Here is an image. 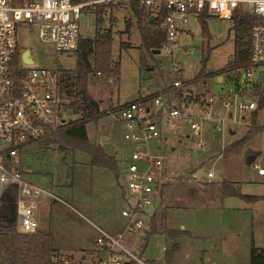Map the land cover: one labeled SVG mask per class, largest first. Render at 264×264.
I'll list each match as a JSON object with an SVG mask.
<instances>
[{"label": "rangeland", "instance_id": "rangeland-1", "mask_svg": "<svg viewBox=\"0 0 264 264\" xmlns=\"http://www.w3.org/2000/svg\"><path fill=\"white\" fill-rule=\"evenodd\" d=\"M112 3L114 8L107 10L104 27H109L111 18L114 19L112 56L114 61H120V76L116 82L109 83V78L102 74L91 75L90 93L106 113L100 116L97 123L88 122L87 130L92 142L102 144L108 153L117 156L119 174L106 166L93 164L91 155L87 152L62 148L55 141L47 143L45 140H38L22 148L23 177L52 192L43 194L36 201L35 207L39 224L52 234L53 245L61 248L57 251L62 248L69 250L75 246H95L98 234L96 225L108 231L125 227L126 218L121 209L127 204L123 191L127 189L128 175L123 163L130 154L132 145L125 138L124 121L107 111L119 103L162 91L166 86L173 85L176 79L188 82L181 87L183 92H191L189 102L193 103L187 111V117L177 119L175 126H166L169 130V138L164 141L166 181L171 182L168 192L165 191V198L168 200L163 204L167 208L166 225L174 227L183 221L187 225L198 223L202 226L203 211L200 208L190 210L184 207L187 203L202 199V191L207 187L202 181L207 179L214 182L226 178L242 186L243 191L253 193L259 176L254 164L259 163L264 167V106L256 108V124L253 125L257 128L254 135L241 146L238 153L224 152L227 144L247 133L255 110L242 113L236 104L229 107L225 105L224 98L232 99L238 87V74L235 70L193 81L202 68V57L208 51V72L218 71L233 57V20L215 16L209 18L208 35L203 33L199 20L191 17L187 30L179 36L172 53L162 50L154 53L141 47L136 20L127 1ZM95 14L94 9L83 13L80 19L83 37L95 35ZM127 19L132 21L129 30H126ZM15 38L24 50L30 49L34 59L30 66H58L61 69L76 66L75 55H71V52H59L53 43L42 40L37 25L19 23ZM142 56L145 57L143 63ZM176 62L183 65L181 75L173 71ZM260 82L253 85L251 94L239 95L235 102L245 97L258 102L259 90L264 88V80L261 84ZM210 97L214 98L212 104L208 103ZM238 115L241 120V116L244 115L245 118L236 122L234 119L238 120ZM65 116L66 119H72L79 117L80 113L66 109ZM194 117H202L204 143L200 142V135L191 127V122L196 120ZM223 118L225 121H222ZM216 123L222 124L223 128L218 129ZM230 129H234L235 133ZM249 149L254 152L246 156ZM203 152H206L204 157ZM209 170L214 175L209 176ZM198 171L203 173L205 179L197 178ZM209 191L214 193L213 189ZM253 214L251 208H224L218 218L222 229L219 249L215 253L205 251L202 258V250H199L205 248L206 244L202 245L198 243L200 240H196L197 245L183 244L177 252V259L186 262V259L193 258L194 264H211L213 258L221 264H251V246L255 243ZM208 217L210 221L217 219L215 213H210ZM169 239L160 233L151 235L143 251V258L158 259L164 255L167 264H170L174 245L170 244ZM124 240L132 250L140 253L143 244L141 236L127 233ZM166 242L167 248L163 252L161 247ZM81 250L63 251L78 258ZM188 253L190 256H186Z\"/></svg>", "mask_w": 264, "mask_h": 264}, {"label": "built area", "instance_id": "built-area-1", "mask_svg": "<svg viewBox=\"0 0 264 264\" xmlns=\"http://www.w3.org/2000/svg\"><path fill=\"white\" fill-rule=\"evenodd\" d=\"M113 1L130 4L131 0H0V199L9 185L17 184V228L21 232L30 233L40 227L35 203L43 194H52L47 188L23 177L22 148L44 140L64 123L68 106L61 91L64 68L30 66L31 63L22 60L24 73L15 76L11 72L18 45L15 30L19 23L37 25L42 40L53 43L59 52L73 55L83 38L80 23L83 13L95 10L97 4ZM136 1L160 18L166 40L159 49L167 53L174 51L191 17L198 19L206 12L221 19H232L238 8L256 15L258 21L251 32L252 63L235 70L238 87L233 98H224V103L228 107L236 104L239 111L257 107L254 99L245 97L235 101L239 95L251 94L253 85L264 80L259 77L260 69L264 68V0ZM173 71L181 75L183 65L174 63ZM108 81L116 82L113 77ZM174 85L183 86V80L176 79ZM208 101L213 102L214 98L210 97ZM191 104L186 96L174 97L169 102L165 95L159 94L119 103L108 110L124 121L125 138L132 145L124 165L128 175L127 189H124L127 204L121 209L126 218L125 227L108 231L96 225L98 234L89 255L77 258L56 250L51 255L52 264H151L126 245L124 237L127 233L141 236V231L148 228L152 212L148 207L152 205L154 209L158 203L160 186L167 178L166 154L161 149V140L166 126H175L177 119L189 115L187 111ZM191 127L204 143L202 117L192 121ZM216 127L223 128L219 123ZM254 166L259 173H264V167L259 163ZM208 175L212 176L213 171ZM166 248L165 244L161 250L165 252ZM158 264L165 263L159 258Z\"/></svg>", "mask_w": 264, "mask_h": 264}, {"label": "trees", "instance_id": "trees-1", "mask_svg": "<svg viewBox=\"0 0 264 264\" xmlns=\"http://www.w3.org/2000/svg\"><path fill=\"white\" fill-rule=\"evenodd\" d=\"M112 8H114L112 2L96 5L95 35L81 39L79 48L74 52L76 66L70 69L64 68L62 71L61 91L63 97L67 100L68 109L79 112L80 116L66 119L56 130L47 135L44 140L47 143L55 141L62 148L83 150L91 155L93 164L106 166L118 175L119 166L117 156L108 153L102 144L92 142L87 130V123H97L100 116L105 112L90 93L89 84L91 75L101 72L105 77H113L116 81L120 76V61H114L112 56L114 19L111 18L109 27H104L107 10ZM129 8L136 20L135 25L140 34L141 47L144 46L152 52L160 48L166 40V32L161 28L160 18L153 16L150 9L140 6L136 0L130 1ZM211 17L213 16L206 12L198 17L204 34L210 35L208 19ZM232 20L235 33L233 57L223 67L219 68L218 71L208 72L206 71V64L209 59L208 51V54L203 55L202 68L194 77L193 81L206 79V77L213 74L233 71L252 63L251 32L253 26L258 21V17L243 8H238L234 12ZM126 24V30H129L132 21L127 19ZM23 51L24 47L18 44L11 62V72L15 76L24 73L21 57ZM144 61L145 57L142 56L141 62L143 63ZM187 84V81L183 82V85ZM159 94L165 95L169 102H172L174 97L182 98L186 96L182 87L173 84L166 86L162 91H157L144 97H138L137 99L150 98ZM262 106H264V88H260L259 90L256 108ZM256 108L255 110L253 109L252 124L247 133L243 137L237 138L227 144L224 147L226 154L228 152H234L233 154L238 153L241 146L254 135L255 129L257 128V126L253 125L256 124ZM170 183L169 181H164L160 186L159 201L150 214L149 226L146 229L145 235H141L143 239V244L140 249L141 255L151 235L160 233L166 235L167 238L174 239L183 234L182 230L169 227L165 223L167 208L163 204L165 200H168L165 198V191L166 193L168 192ZM205 184L210 186V189L219 192L222 196L235 195L249 201L263 197L260 194L243 192L238 184L228 179L205 182ZM17 195V184H11L7 187L0 199V264H52L51 255L58 248L52 243L51 233L41 228L30 233L18 230ZM146 259L149 263H158L159 261V258L147 257ZM251 264H264V247H259L254 242L251 246Z\"/></svg>", "mask_w": 264, "mask_h": 264}, {"label": "crops", "instance_id": "crops-1", "mask_svg": "<svg viewBox=\"0 0 264 264\" xmlns=\"http://www.w3.org/2000/svg\"><path fill=\"white\" fill-rule=\"evenodd\" d=\"M144 96H146V95H144ZM139 97H142V96H139ZM186 97L188 99H190L191 98V92L188 91V93H187V91H186ZM191 103H193V102H191ZM208 103L212 104V102H209V101H208ZM241 112L243 113V112H247V111H241ZM241 118L243 120L245 118L244 115L241 116ZM237 119L238 120L234 119V121H236V122H238L239 120H240L239 122L242 121L240 119L239 115H238ZM230 130L232 133H235L234 129H230ZM168 132H169V130L166 131V133L163 136V139L161 140V142L163 144L162 148H161L162 150L165 149L164 141H167L169 138ZM164 151H166V150H164ZM203 153L206 154V152H203ZM263 161H264V154H263ZM123 164L125 165V161ZM209 171H211V170H209ZM200 172L201 171H198L196 173L197 178L199 180L205 179L202 172H201L202 173L201 176H199ZM213 175H214V172H213ZM258 175H259L258 178H256L257 181L255 184L256 185L255 190L252 192H253V194L263 195L262 198L249 201V200L243 199V198H241L239 196H235V195L222 196L216 190H214V193L212 194L209 191L210 190L209 187L207 186L202 191L203 192L202 193V199L197 200L198 202L194 201L193 203H190V204L187 203L186 205H184V207H188L190 210H197L198 208H200L203 211L201 213L203 223H202V226H199L200 224H198V223H191L190 225H187L185 222L181 221L178 223V226L172 227L174 229L179 228L180 230H182L183 234L181 236H178L177 238H174V239L170 238L169 239L170 244L174 245V247L171 251V256H170L171 262H170V264H194L193 258L192 259L191 258L186 259V262H185V261H181V260L179 261V259H177L176 256H177V252L181 249V246L183 244L197 245L196 240H200L198 243H201L202 245L206 244L205 248H200V250H199V252H201V250H202V255H201L202 258L204 256L205 251L206 252L210 251L212 253H215L216 250L219 249L218 247H219V245L221 243V239H222V229H221V224H220V221L218 218H219V216L222 213L224 208L245 209V210H249L251 208L253 210V213H254L253 214V222H252V231H253V235H254L255 245H257L259 247H264V173L258 172ZM202 182L203 183L209 182V180L207 181V179H206V181H202ZM240 188L242 190V186H240ZM247 191L244 190L243 192L249 193ZM209 192L211 193V195ZM123 195H124V191H123ZM210 213H215L217 215V219L215 221L209 220L208 216ZM217 213H219V214H217ZM39 228L46 231V229H44L41 226V224H40ZM47 232H49V231H47ZM51 236H52V234H51ZM166 238H167V236H166ZM166 245H167V242H166ZM93 248H94V246L90 247V248H86L83 246H75V247L70 248L69 250H67L66 248L65 249L62 248V250H59V251L64 252L63 250L73 251L76 249H82L81 250L82 251L81 257H84L86 255H89V253H91V251H93ZM58 249H61V248H58ZM186 256H190V253L186 254ZM149 258H151V257H149ZM159 258L162 259L165 264H167V261H166V258L164 255H161ZM200 264H203V262ZM211 264H221V263L218 262L216 260V258H213Z\"/></svg>", "mask_w": 264, "mask_h": 264}, {"label": "water", "instance_id": "water-1", "mask_svg": "<svg viewBox=\"0 0 264 264\" xmlns=\"http://www.w3.org/2000/svg\"><path fill=\"white\" fill-rule=\"evenodd\" d=\"M153 52H154V53H159V52H160V49L157 48V49H155ZM30 53H31L30 49L27 48V49H25V50L22 52V55H21L22 60H23L24 62L28 63V64L33 63V61H34V59H33V57L31 56ZM259 77H260L261 79L264 78V68H261V69H260ZM253 152H254L253 150L249 149V150L246 152V156H249V155H250L251 153H253ZM204 156H205V153L202 154V157H204ZM201 174H202V173L200 172L199 176H201ZM152 209H153V206L150 205V206L148 207V210H149V211H152ZM145 233H146V231H144V230L141 231V235H145Z\"/></svg>", "mask_w": 264, "mask_h": 264}]
</instances>
